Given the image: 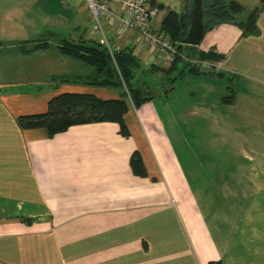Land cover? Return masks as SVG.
Here are the masks:
<instances>
[{"label": "crops", "instance_id": "obj_1", "mask_svg": "<svg viewBox=\"0 0 264 264\" xmlns=\"http://www.w3.org/2000/svg\"><path fill=\"white\" fill-rule=\"evenodd\" d=\"M235 1L244 7L237 21H246L259 10L257 31L245 36L237 22L222 23L207 30L199 46L190 50L221 56L225 67L221 73L180 74L137 33L106 28L116 52H133L138 72L169 75L167 89L140 106V110L146 107L144 115L129 106L128 137L114 122L71 126L53 136L47 129H24L19 123L21 116L46 113L49 101L66 92L91 93L103 100L120 97L119 90L73 84L95 76V70L58 48L63 40L94 39L89 10L91 33L87 27L56 44L44 37L22 40L47 39V49L23 53V42L6 46L0 42L4 62L0 63V264H264V198L259 196L264 188V151H240L253 181L248 180L249 192L244 194L238 193L236 182L234 186L223 182L227 198L218 213L224 222L217 217L216 230L192 194L172 141L176 139L170 135V131L178 134L181 124L195 125L193 132L203 139L205 127L213 125V137L226 140L232 132L238 138V130L227 125L236 123L239 114H244L243 124L253 122L248 113L260 115L259 122H264L263 1ZM165 3V17L170 11L182 14L190 9L186 0ZM156 21L153 30H161L162 20L157 29ZM52 47L57 65L49 79H32L29 74L22 79L8 65L12 51L22 60L25 54L47 53ZM231 95L233 102H225ZM135 153L141 156L143 173L136 174L131 166ZM163 221L169 224V240L159 237L158 224Z\"/></svg>", "mask_w": 264, "mask_h": 264}, {"label": "rangeland", "instance_id": "obj_2", "mask_svg": "<svg viewBox=\"0 0 264 264\" xmlns=\"http://www.w3.org/2000/svg\"><path fill=\"white\" fill-rule=\"evenodd\" d=\"M74 1L77 2V0ZM165 2H169V0H158V5L165 7L167 5ZM165 15L166 12L161 9L157 16L155 29L159 27V23L164 20ZM90 26L92 24L90 25L86 2L75 5L67 0H0V42L5 46L7 43L17 45L19 42L23 44L22 40L28 41L31 38L43 37L56 44L61 38L70 40L87 27L89 33H91ZM76 27H80V30H76ZM190 46L198 47L199 45ZM53 49L54 47L47 53L45 51L34 53L30 57L25 54L22 60H18L17 53L12 51V55H7L8 58H13L8 61V65L19 73L22 79L26 74H29L32 79H49L48 77L51 76L50 74L54 72L57 65V58L54 56ZM20 68L29 72L25 73ZM42 68H46L44 73L37 71ZM138 79L150 85L152 87L151 92L155 95L159 94L161 90L164 92L169 85V75L163 76L160 73L150 75L139 72ZM61 83L67 82L61 81ZM130 106L133 108L131 102ZM140 108L139 106L137 110L139 109L141 115H144L143 112L146 107L141 110ZM240 110L242 111V109ZM245 111L248 112L247 110ZM237 117L236 123L228 124L227 126H232L234 130H238L236 131V136L239 135L238 138L234 137L233 132L229 133V138L231 139L219 140L214 138L212 134L214 131L213 125L205 127L203 133L205 137L203 139L193 132L192 128H196L195 125L184 127L181 124L178 134H173L170 131V135L176 139V141L174 139L172 141L179 152L181 161L184 162L187 179L190 181L193 190L192 194L198 200V204H201L212 229L216 230L219 227L217 217L222 218L220 223L224 222V218L218 213L220 206L224 204V200L227 198H225L223 182H230L232 186L236 182L238 193L244 194L249 192L248 180L253 181L251 174L246 173L248 162L246 163L245 159L240 156V151L246 149L251 154L264 151V122H259L262 117L260 115L251 116L248 113V120L250 122L253 121L248 124L249 126L243 124L246 123L243 118L244 114H239ZM183 152L186 153L184 154ZM255 158L257 159L256 163H259V156ZM259 196L264 198V188ZM245 205L246 203L240 204L243 207ZM201 211L199 209V213ZM220 213L224 216L226 215V211ZM240 218L243 219L242 215ZM214 222L216 226H214ZM164 223L158 224V230L161 232L159 237L162 240H169V224L167 222ZM165 254H169V247L165 250Z\"/></svg>", "mask_w": 264, "mask_h": 264}, {"label": "trees", "instance_id": "obj_3", "mask_svg": "<svg viewBox=\"0 0 264 264\" xmlns=\"http://www.w3.org/2000/svg\"><path fill=\"white\" fill-rule=\"evenodd\" d=\"M186 1L190 9L182 14L170 11L161 23V31L169 36L181 54L202 60H220L221 56L214 52L198 51L193 53V47L187 44L186 38L191 26L195 0ZM262 1L264 6V0ZM153 4L159 10L163 9V6L158 5L157 2L154 1ZM243 12L244 7L235 0H203L205 32L222 23L237 22L245 36L255 33L259 10L253 11L246 21H237L238 16ZM49 46L50 42L47 39L29 41L21 45V51L28 53L47 49ZM58 48L62 53L84 62L95 70V76L85 79L81 77L73 83L119 90L120 97L103 100L91 93L66 92L49 101L46 113L21 116L19 118L20 126L29 130L44 128L53 136L66 131L71 126L114 122L119 124L120 133L128 137L129 129L125 116L129 112L130 102L135 108H138L157 97L151 92L150 85L138 79L140 64L133 52L124 49L115 52L112 56L109 49L99 39H82L77 42L63 40L58 44ZM172 63L180 74L187 70L205 74L180 57H177ZM162 72L169 73L166 70H162ZM231 92L233 94L235 92L232 87ZM233 97L234 95L229 96L225 102L232 103ZM131 166L136 174L144 172L143 161L138 153L132 156ZM209 264H222V262L217 261Z\"/></svg>", "mask_w": 264, "mask_h": 264}, {"label": "built area", "instance_id": "obj_4", "mask_svg": "<svg viewBox=\"0 0 264 264\" xmlns=\"http://www.w3.org/2000/svg\"><path fill=\"white\" fill-rule=\"evenodd\" d=\"M86 2L93 19V38L99 39L112 56L116 50L109 40L106 28L111 27L119 34L133 31L139 39L152 49H159L164 62H173L182 58L197 67L200 72L221 73L225 67L221 60H200L181 54L171 42L169 36L161 31L153 30V24L159 9L149 0H81ZM96 37V38H95Z\"/></svg>", "mask_w": 264, "mask_h": 264}, {"label": "water", "instance_id": "obj_5", "mask_svg": "<svg viewBox=\"0 0 264 264\" xmlns=\"http://www.w3.org/2000/svg\"><path fill=\"white\" fill-rule=\"evenodd\" d=\"M205 34L203 20V0H195V7L192 11L191 26L186 38L188 45H199Z\"/></svg>", "mask_w": 264, "mask_h": 264}]
</instances>
